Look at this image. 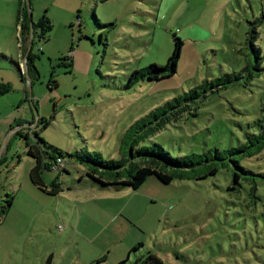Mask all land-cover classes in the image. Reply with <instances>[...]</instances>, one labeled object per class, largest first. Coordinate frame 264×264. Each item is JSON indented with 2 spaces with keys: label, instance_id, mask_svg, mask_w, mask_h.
Wrapping results in <instances>:
<instances>
[{
  "label": "rangeland",
  "instance_id": "1",
  "mask_svg": "<svg viewBox=\"0 0 264 264\" xmlns=\"http://www.w3.org/2000/svg\"><path fill=\"white\" fill-rule=\"evenodd\" d=\"M29 4L33 22L47 15L54 28L49 41L36 37L40 77L32 85L0 56V80L12 85L0 96V205L14 198L0 220V264H141L150 253L163 264H264V149L232 155L255 177L215 160L218 173L204 180L167 185L152 176L121 192L102 187L87 175L91 164L70 157L122 161L123 141L141 119L226 75L238 79L195 100L138 147L159 145L186 158L246 146L264 118V0ZM176 38L183 46L174 76L131 81L135 71L165 66ZM18 39L0 53L17 61ZM25 123L62 153L65 170L46 154L53 166L42 171L48 189L54 182L62 188L57 196L30 181L35 159L27 140L10 134ZM30 143L44 149L38 139Z\"/></svg>",
  "mask_w": 264,
  "mask_h": 264
},
{
  "label": "trees",
  "instance_id": "2",
  "mask_svg": "<svg viewBox=\"0 0 264 264\" xmlns=\"http://www.w3.org/2000/svg\"><path fill=\"white\" fill-rule=\"evenodd\" d=\"M21 7L20 15L24 18V34L27 35L25 37V43H28L31 39L30 10L28 1H22ZM53 28V23L47 15L40 18L37 23L34 22V38L32 40V48L35 46L37 36L44 42L49 41ZM182 46L183 42L176 38L174 53L169 58L165 66L161 67L153 64L144 72L140 70L135 71L131 76V81L138 80L140 77H148L153 81H161L174 76L177 73ZM27 50H25L27 73L31 80L30 85H32L34 79L39 78L40 75L34 60L35 56H33L31 51L27 56ZM254 50L259 57L260 52H258L255 48ZM67 59L73 64L70 60L71 57H67ZM234 79H238V76L226 75L216 79L215 81L206 82L202 86L191 90L190 93L174 99V101L156 109L145 118L141 119L135 126L132 127L123 141L122 150L126 149V152L122 161L105 160L101 155L91 157L89 154L82 152H77L70 155V157L75 158L81 164H91L94 168L91 169L87 175L95 182L102 185V187L113 189L118 192L123 191L125 187L132 188L133 190H139L147 182L148 178L152 176H156L161 182L167 185L172 184L175 181L190 179L198 181L204 180L209 176H215L218 173L219 168L216 167V164L214 163L215 160L225 163L227 160H230L235 168L241 171L242 175H251L255 177L256 174L242 167L240 162L236 161V158L232 157V155L239 153L242 157H251L258 151L264 149V118L260 121L262 132L259 135H251L246 146L238 149H232L230 151L221 152L218 149H215L213 151L214 153L211 155L206 153L204 155H193L181 158L172 156L159 145L142 148L138 147L142 141L160 132L169 123L178 121L184 113L191 110V105L195 102V100L202 98L205 99L208 97L210 92L215 93L221 89L228 88V85H231ZM11 91L12 87L10 84H0V96L8 94ZM24 125L21 126L23 127L21 129L18 127L15 135H20L27 140L28 155L35 159V165L31 169L29 175L30 181L35 186H38L42 191L57 196L63 192L62 188L54 182L52 183V188L48 189L43 181L42 171L43 169H51L53 166L52 163H46V154L49 155V158L52 159L57 166L58 159H61L58 156H62V153L51 146H47L44 141L39 140L37 133L31 130V125L28 124L27 127ZM35 127H38V124ZM31 138L35 141L38 139L39 144H42L44 149L31 144ZM3 159L4 158L2 157L0 158V165L4 163ZM225 163L222 165L226 166L227 163ZM203 168L206 169L205 172H201ZM106 174H109V177L105 178ZM240 178H242L241 175L236 173V183L240 182ZM254 182L256 183L255 180ZM255 189L256 188L253 190L255 191ZM13 202V196L8 195V199L3 202V205H0V220L3 215L6 216L8 214L9 210L13 206ZM136 249L138 248H133V250ZM140 262L141 264H163L162 259L153 253H150L148 257L142 259ZM125 263L126 262L123 261L120 264Z\"/></svg>",
  "mask_w": 264,
  "mask_h": 264
},
{
  "label": "crops",
  "instance_id": "3",
  "mask_svg": "<svg viewBox=\"0 0 264 264\" xmlns=\"http://www.w3.org/2000/svg\"><path fill=\"white\" fill-rule=\"evenodd\" d=\"M22 1L23 0H0V42H1L0 48H2L3 52L6 53L9 46L14 45L16 42V39H18L19 37L17 48L20 49V53H18L17 55V58H18L17 61H15L16 59L13 55L9 57V56H6L5 54L0 53V56L4 60H6V62L4 63H7V64L11 63L10 66L13 65L12 67L17 69L16 71L18 72L19 75H21L22 81L25 82V85H26L27 83L26 78L25 76H23L24 74L21 71V66L27 65L25 50L29 49L28 47L30 46L31 39L28 43H25V37L27 35L24 34L25 31L23 29L24 18L23 16L20 15V10L22 8L21 7ZM32 19H33V16H32ZM12 57L14 58L12 59ZM4 81L5 79H1L0 83L5 84ZM6 84H9V83H6ZM24 126L27 127L28 123H25ZM17 130L18 128L11 130L10 134L16 132ZM122 212H124V210H122ZM132 248H135V245H133Z\"/></svg>",
  "mask_w": 264,
  "mask_h": 264
},
{
  "label": "water",
  "instance_id": "4",
  "mask_svg": "<svg viewBox=\"0 0 264 264\" xmlns=\"http://www.w3.org/2000/svg\"><path fill=\"white\" fill-rule=\"evenodd\" d=\"M28 1V0H27ZM28 6H29V10H30V24H31V41H30V46H29V49H28V54H27V56L29 55V53H30V51L32 50V40H33V38H34V22H33V19H32V14H31V6H30V4H29V1H28ZM26 79H27V81L28 82H31V80H30V78H29V76H28V73H26ZM21 128H23V127H20L19 129H21ZM2 151L3 150H1L0 151V158L2 157ZM48 264H50V262L48 263Z\"/></svg>",
  "mask_w": 264,
  "mask_h": 264
},
{
  "label": "built area",
  "instance_id": "5",
  "mask_svg": "<svg viewBox=\"0 0 264 264\" xmlns=\"http://www.w3.org/2000/svg\"><path fill=\"white\" fill-rule=\"evenodd\" d=\"M21 71H22V73L23 74H26L27 73V65H22L21 66ZM65 163L61 160V159H58V161H57V166H56V170H64L65 169V165H64Z\"/></svg>",
  "mask_w": 264,
  "mask_h": 264
}]
</instances>
